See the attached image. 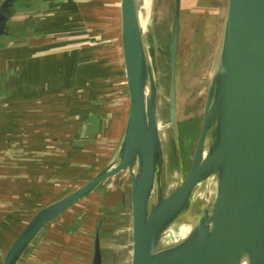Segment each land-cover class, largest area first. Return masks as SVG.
<instances>
[{"label": "crops", "instance_id": "0c3cea01", "mask_svg": "<svg viewBox=\"0 0 264 264\" xmlns=\"http://www.w3.org/2000/svg\"><path fill=\"white\" fill-rule=\"evenodd\" d=\"M120 3L14 4V33L0 49V264L38 210L84 185L118 153L129 113ZM179 5L180 27L185 22L195 29L194 35L209 15L217 19V27L222 24L223 0H179ZM112 17L119 50L113 75L103 62V40L96 36L97 27ZM80 178L87 180L62 193L63 184L71 188L68 183ZM108 181L113 187L103 188ZM100 189L101 197L96 195ZM129 201L131 181L124 171L45 226L19 264H93L98 234L103 264L113 262L118 252L125 258L124 248L133 244L132 231L128 243L124 232L110 225L121 222L118 215L125 214Z\"/></svg>", "mask_w": 264, "mask_h": 264}, {"label": "water", "instance_id": "95a60500", "mask_svg": "<svg viewBox=\"0 0 264 264\" xmlns=\"http://www.w3.org/2000/svg\"><path fill=\"white\" fill-rule=\"evenodd\" d=\"M0 3V35L13 3ZM225 19L210 76L203 122L187 173L168 190L158 120V87L145 45L138 0H121V45L129 113L116 157L84 185L38 210L7 250L1 264H19L42 229L90 195L105 180L127 171L131 181L130 264H264V0H223ZM177 0L170 43V129L180 152ZM213 197L189 217L206 183ZM192 225L162 246L181 218ZM93 264H103L99 234Z\"/></svg>", "mask_w": 264, "mask_h": 264}, {"label": "rangeland", "instance_id": "374dc122", "mask_svg": "<svg viewBox=\"0 0 264 264\" xmlns=\"http://www.w3.org/2000/svg\"><path fill=\"white\" fill-rule=\"evenodd\" d=\"M112 6L114 5L112 4ZM176 6L177 0H138L139 14L141 22L143 23V37L158 87V120L161 126L165 159V176L169 191H172L181 180V161L185 173L189 170L192 162L203 122L208 83L217 62L223 22L225 19V10L224 6H222L220 11L222 24L219 23V27H217V19L214 21L215 17L212 15L207 17L208 23L204 25L202 31H196V35L193 34V30L195 29L193 27L190 28L185 22H183L182 27H180L176 72L180 138V152H178L171 133L169 120L171 77L169 63L170 43L172 40V23L175 18ZM111 10H113V8H111ZM198 14L199 13L194 14L193 20L198 17ZM113 20L114 18L112 17L109 23L104 24V27H97L96 29V36L103 40V49L101 51L104 53L102 54H107V58L104 59L105 61L103 60V62L112 75L116 72L119 64V59L117 57V55H119V50L114 44L116 36L113 32V28H115ZM120 96L122 97V94ZM121 97H119V99ZM86 178H80L76 182H69L68 184H71V188L68 189L65 188V184H63L62 193L86 182ZM109 187H113L111 181L105 183L103 188ZM101 191L102 189H100V193H96V195L101 197ZM212 197L213 184L209 182L196 192L194 206L189 217L197 216L200 210L210 202ZM47 200H50V198ZM131 209V201H129L127 209L125 208L124 211L125 214L123 215L120 213V215H118V222H120V220L121 222L117 225H110V227L116 226L115 231H119L120 233L124 232L122 234L126 240H128V243H130L129 234L131 233V225L129 224V220L132 218ZM32 213L33 212H31L30 215H32ZM23 224L24 222L21 223V225ZM191 225L192 222L189 218H181L166 234L162 246L166 247L182 238L188 232ZM131 249L132 245L124 248V254H126L125 258L121 256V253H115L118 257L115 256L113 262L111 261L110 264H130L131 254L129 251ZM111 253H114V250L111 251ZM111 253L109 254V259L112 256ZM123 259L125 263L122 261Z\"/></svg>", "mask_w": 264, "mask_h": 264}, {"label": "flooded vegetation", "instance_id": "af4514ba", "mask_svg": "<svg viewBox=\"0 0 264 264\" xmlns=\"http://www.w3.org/2000/svg\"><path fill=\"white\" fill-rule=\"evenodd\" d=\"M14 4H15V2L13 3L12 10H14ZM12 18L13 17L8 18L6 20L4 32H2V34L0 35V49L3 48L4 41L10 36V34L14 33L13 29L10 28V25H12ZM18 29L20 30V28H18ZM2 37H4V38H2ZM177 56H178V53H177ZM132 229H133V224L131 225V231H132Z\"/></svg>", "mask_w": 264, "mask_h": 264}, {"label": "trees", "instance_id": "16d2710c", "mask_svg": "<svg viewBox=\"0 0 264 264\" xmlns=\"http://www.w3.org/2000/svg\"><path fill=\"white\" fill-rule=\"evenodd\" d=\"M10 28L13 29V25H10ZM10 28H9V29H10ZM10 36H11V34H10ZM126 93H127V90H126Z\"/></svg>", "mask_w": 264, "mask_h": 264}, {"label": "bare ground", "instance_id": "6f19581e", "mask_svg": "<svg viewBox=\"0 0 264 264\" xmlns=\"http://www.w3.org/2000/svg\"><path fill=\"white\" fill-rule=\"evenodd\" d=\"M141 18V17H140ZM141 24L143 25V23L141 22ZM143 27V26H142Z\"/></svg>", "mask_w": 264, "mask_h": 264}]
</instances>
